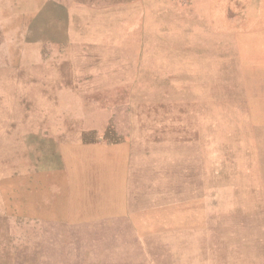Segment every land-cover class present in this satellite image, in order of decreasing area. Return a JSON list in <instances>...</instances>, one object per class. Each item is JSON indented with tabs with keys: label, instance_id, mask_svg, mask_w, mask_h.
Returning <instances> with one entry per match:
<instances>
[{
	"label": "rangeland",
	"instance_id": "374dc122",
	"mask_svg": "<svg viewBox=\"0 0 264 264\" xmlns=\"http://www.w3.org/2000/svg\"><path fill=\"white\" fill-rule=\"evenodd\" d=\"M17 130L71 141L56 259L114 238L126 264H264V0H0V142Z\"/></svg>",
	"mask_w": 264,
	"mask_h": 264
},
{
	"label": "crops",
	"instance_id": "0c3cea01",
	"mask_svg": "<svg viewBox=\"0 0 264 264\" xmlns=\"http://www.w3.org/2000/svg\"><path fill=\"white\" fill-rule=\"evenodd\" d=\"M65 137L60 141L62 149L57 151L54 137L49 130H17L13 140L0 142V171L3 167L6 168L12 154L16 169L19 166L23 169L29 164L31 170L35 171L34 175L26 178L0 177V264L127 263L125 255L114 254V248L128 251L120 247L119 241H114V238H110L104 246L96 247L97 251L93 254L79 253L73 257L63 255L62 260L54 256L55 242L48 236L55 232L53 212L56 209L71 208L67 198H61L58 203L54 200L55 185L65 182L64 178L54 177L56 170L64 173L65 166L71 159V141L65 140ZM116 144L114 142V148ZM81 145L88 146L83 142ZM130 184L131 182L126 181L125 186L129 187ZM120 204L119 200H114V205L102 212L101 217L124 218L130 209L127 202L122 208ZM106 228V234L118 233L117 227ZM120 256L125 259L118 260Z\"/></svg>",
	"mask_w": 264,
	"mask_h": 264
}]
</instances>
